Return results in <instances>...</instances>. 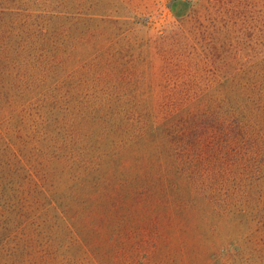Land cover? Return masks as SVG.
<instances>
[{
    "label": "rangeland",
    "instance_id": "obj_1",
    "mask_svg": "<svg viewBox=\"0 0 264 264\" xmlns=\"http://www.w3.org/2000/svg\"><path fill=\"white\" fill-rule=\"evenodd\" d=\"M0 264H264V0H0Z\"/></svg>",
    "mask_w": 264,
    "mask_h": 264
}]
</instances>
